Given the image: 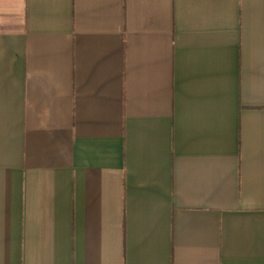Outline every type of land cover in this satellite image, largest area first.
Segmentation results:
<instances>
[{
  "label": "crops",
  "instance_id": "0c3cea01",
  "mask_svg": "<svg viewBox=\"0 0 264 264\" xmlns=\"http://www.w3.org/2000/svg\"><path fill=\"white\" fill-rule=\"evenodd\" d=\"M0 264H264V0H0Z\"/></svg>",
  "mask_w": 264,
  "mask_h": 264
}]
</instances>
